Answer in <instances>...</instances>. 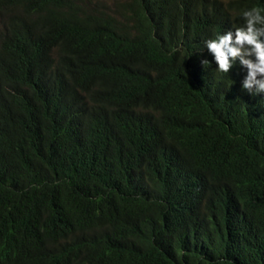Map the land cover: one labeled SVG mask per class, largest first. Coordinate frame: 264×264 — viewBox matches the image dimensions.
Here are the masks:
<instances>
[{"label": "trees", "instance_id": "obj_1", "mask_svg": "<svg viewBox=\"0 0 264 264\" xmlns=\"http://www.w3.org/2000/svg\"><path fill=\"white\" fill-rule=\"evenodd\" d=\"M213 3L0 0V264H264V94Z\"/></svg>", "mask_w": 264, "mask_h": 264}, {"label": "clouds", "instance_id": "obj_2", "mask_svg": "<svg viewBox=\"0 0 264 264\" xmlns=\"http://www.w3.org/2000/svg\"><path fill=\"white\" fill-rule=\"evenodd\" d=\"M217 1L226 20L217 34L204 41V48L217 72L246 73L241 88L252 95L264 94V1L214 0V9ZM0 33L6 34L1 25ZM213 61L203 59L200 63L204 66Z\"/></svg>", "mask_w": 264, "mask_h": 264}, {"label": "rangeland", "instance_id": "obj_3", "mask_svg": "<svg viewBox=\"0 0 264 264\" xmlns=\"http://www.w3.org/2000/svg\"><path fill=\"white\" fill-rule=\"evenodd\" d=\"M108 2H114L115 0H107Z\"/></svg>", "mask_w": 264, "mask_h": 264}, {"label": "bare ground", "instance_id": "obj_4", "mask_svg": "<svg viewBox=\"0 0 264 264\" xmlns=\"http://www.w3.org/2000/svg\"><path fill=\"white\" fill-rule=\"evenodd\" d=\"M25 12V11H24ZM23 14V13H22Z\"/></svg>", "mask_w": 264, "mask_h": 264}]
</instances>
